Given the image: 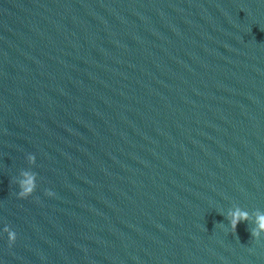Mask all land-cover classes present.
I'll use <instances>...</instances> for the list:
<instances>
[{
    "label": "water",
    "instance_id": "obj_1",
    "mask_svg": "<svg viewBox=\"0 0 264 264\" xmlns=\"http://www.w3.org/2000/svg\"><path fill=\"white\" fill-rule=\"evenodd\" d=\"M0 100L106 264H264V0H0Z\"/></svg>",
    "mask_w": 264,
    "mask_h": 264
},
{
    "label": "clouds",
    "instance_id": "obj_2",
    "mask_svg": "<svg viewBox=\"0 0 264 264\" xmlns=\"http://www.w3.org/2000/svg\"><path fill=\"white\" fill-rule=\"evenodd\" d=\"M27 160L29 164L35 162V156L29 154L27 156ZM21 179L17 180L19 191L17 192V196L19 198H26L33 193L36 188V173L28 170H24L20 173ZM45 194L48 196L54 195V193L50 190H45ZM255 218L252 220L254 227L250 229L251 237L259 238L262 234H264V212L260 210H255ZM229 218V227L235 231L236 226L239 222L248 221L250 217V213L246 210H242L240 207L236 206L234 209L228 212ZM3 232L7 234V240L9 247L16 240L15 231L9 229L7 226H4Z\"/></svg>",
    "mask_w": 264,
    "mask_h": 264
}]
</instances>
